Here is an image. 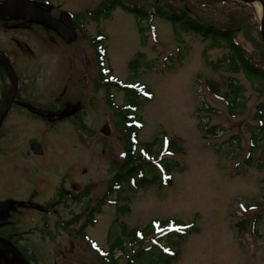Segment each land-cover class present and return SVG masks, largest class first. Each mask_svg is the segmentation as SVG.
I'll use <instances>...</instances> for the list:
<instances>
[{"label":"rangeland","instance_id":"obj_1","mask_svg":"<svg viewBox=\"0 0 264 264\" xmlns=\"http://www.w3.org/2000/svg\"><path fill=\"white\" fill-rule=\"evenodd\" d=\"M107 1L49 0L50 12L85 15L75 20L64 15L75 36H54L52 50L47 55H37L33 69L37 79L69 76L67 83L63 80L62 85L51 90L61 91L63 85H68L64 98L68 97L66 100L73 105L83 104L85 129L77 131L69 119L46 130L40 117L16 127L18 130L5 129L0 144L4 142L9 147L5 155L0 154V197L12 192V187L29 186L37 176L36 171L24 172V153L18 152V157L12 150L29 138L42 144L44 154L36 160L46 162L31 170H39L49 187L66 174L68 180L78 181V186L87 190L85 194L89 196L83 199L86 205L95 203L110 188L127 148L121 132L123 122L115 106L121 107L127 99L122 90L111 85V106L108 92L98 84L100 66L93 38L100 33L105 39L104 67L110 68L104 77L113 75L128 85L143 84L152 94L149 100L138 96L137 109L131 111L143 123L137 133L141 145L136 147V153L143 143L150 142L152 155L156 156L164 149L162 141L160 145L162 137L175 140L182 151L161 154L176 162L170 170V184L155 182L136 188L123 182L121 188L108 193L107 198L118 204L101 205L100 212L94 214L95 222L85 228L86 236L106 250L121 240L118 238L123 224L139 229L148 227L153 219L165 222L172 218L193 227L187 228L181 239L164 236L155 243L144 239L133 244V252L146 250L145 256L152 254L147 264H160L156 255L161 250L159 245L176 253L172 264H264V137L255 129L259 125L256 107L264 102V84L238 63L234 68L225 64L224 59L232 52L223 38L174 26L158 15L150 19L137 17L119 6L107 18L99 13L93 17ZM121 1L142 9L157 5L167 13H182L199 24L230 30L245 59L264 69L261 13L253 4ZM90 11L91 18L87 16ZM230 83L240 94L232 106L226 98L232 89ZM14 118L9 122L17 125ZM104 125L108 126V134L100 131ZM255 134L256 146L248 159ZM124 205L128 206L127 212L116 211L117 206ZM81 244L69 254L52 242L35 244L38 264H105L87 239ZM124 260L120 258L119 262Z\"/></svg>","mask_w":264,"mask_h":264},{"label":"flooded vegetation","instance_id":"obj_2","mask_svg":"<svg viewBox=\"0 0 264 264\" xmlns=\"http://www.w3.org/2000/svg\"><path fill=\"white\" fill-rule=\"evenodd\" d=\"M4 1L0 0V5ZM31 1L42 2V10L67 25L65 12L56 14L47 9L49 0ZM7 13L0 6V137L5 129H19L39 117L46 130L71 119L77 131L83 132V104L77 105L76 113L64 117L62 110L73 106V102L67 101L68 97L64 98L69 87L63 85L61 91L51 90L63 80L67 83L69 76L37 79L33 69L36 68V56L47 55L52 50L54 36L65 38L42 24L15 17L11 11ZM96 79L99 81V76ZM13 116L17 125L9 122ZM35 141L29 138L22 145L12 147L18 157V152L25 155L24 172L36 171L37 176L29 186L12 187V192L0 197V264H38V251L34 247L41 242L55 243L62 252L71 253L79 244L82 245L85 228L92 224L94 214L100 212V199L88 205L83 202L89 195L85 194L84 186H78V181L68 180L65 174L55 181L54 187H49L39 170H31L46 163L36 160V157L43 156L44 150L41 144L37 149L39 154L34 153L32 144ZM7 147L9 144L2 142L0 154L5 155ZM32 212L35 215L32 216ZM130 238L131 231L126 229L121 245L125 250L112 255V260L106 264H113L117 258L128 254L126 248ZM107 250L113 254L116 246Z\"/></svg>","mask_w":264,"mask_h":264},{"label":"trees","instance_id":"obj_3","mask_svg":"<svg viewBox=\"0 0 264 264\" xmlns=\"http://www.w3.org/2000/svg\"><path fill=\"white\" fill-rule=\"evenodd\" d=\"M217 1V0H215ZM121 7L124 11L135 14L137 17H148L149 19L152 18L155 15H158L162 18H165L166 20L170 21L174 26L177 24L180 25V27H184L185 29H191L194 31L201 32L203 36H212V37H220L226 40L229 43V47L231 49V55L228 56L226 59H224L225 64L229 66L230 68L236 65H240L243 70L246 71V73L255 79L259 80L261 83L264 84V69L260 66H257L255 64H251L248 60L245 59L243 56L242 50L239 48L238 45L234 44L232 41L233 36L231 35L232 32L230 30H224L216 26L215 24H199L198 22L188 18L187 16H184L182 13H167L165 12L160 6H147L146 8L137 7L131 4H126L122 2L121 0H108L104 6L99 9L98 13H100L101 16L109 17L110 11L114 9L115 7ZM102 13V14H101ZM104 38L98 39L97 42H93V46L96 49L95 54L97 55V60L99 62L100 69H104V57L106 55L105 47L103 46ZM99 46H101L99 48ZM98 49V50H97ZM141 57V55H138V58ZM132 63V61H131ZM130 63V64H131ZM234 68V67H233ZM103 77V74L101 75ZM230 96L226 95L227 101L229 102L230 106L233 105V103H236V101L239 98V93H236V88L233 86L232 83H230ZM125 91L126 99H127V105H124L122 109L117 108L116 111L119 116L122 118V128L121 132L122 135L125 137L127 141V153L124 161L119 166V171L115 175L112 184L117 183L119 184L120 181H124L127 185L132 183L135 187H145L151 183H160V177L159 172L157 171L156 165L162 164L163 168L166 172H170V170L174 169L176 166V162H174L172 159H169V157L165 158L164 160L160 159V155L158 153V156L151 157L152 154V143L146 142V151L148 154H138V152H135V143L137 142V127L132 124L134 120L140 121V118L133 113L130 118H128L129 106L137 107V98L139 95H141V89H145L143 87L141 88H129L125 87L123 88ZM109 103H112V98H109ZM255 118L259 121V125L255 127V129H258L261 134L263 133L264 137V102L261 104H258L256 107V114ZM214 129V128H213ZM212 129V130H213ZM211 130V131H212ZM210 130H206V132H211ZM254 133V131H253ZM252 145L249 149L247 158H250V155L253 151L252 148L256 146V134L252 137ZM168 149L171 152H181V147L177 144L175 140H170L168 143ZM169 159V160H168ZM170 183V180H168ZM127 208H125L126 210ZM161 225H167L168 220H165V222H162L164 220H159ZM175 225H180V222H176L175 220H172ZM242 226V222L239 223ZM193 227V226H191ZM244 228V225L241 227ZM125 232V231H124ZM141 232V235H140ZM153 229L149 225L147 228H143L141 230H138L136 228H133L131 230V239L133 241L138 240L139 242L141 240H144L146 236L152 235ZM169 237H175L178 239L182 238V234H176L168 232L165 234ZM141 243V242H140ZM119 247H121V241H119ZM157 263L160 264H172V262L176 259V253H173L171 255L164 254L161 250L157 251ZM140 256V251L138 252V255L133 256V261H136V264H147L150 262V257H153L152 254L149 256ZM148 257V261H142V259Z\"/></svg>","mask_w":264,"mask_h":264},{"label":"water","instance_id":"obj_4","mask_svg":"<svg viewBox=\"0 0 264 264\" xmlns=\"http://www.w3.org/2000/svg\"><path fill=\"white\" fill-rule=\"evenodd\" d=\"M231 1V0H224ZM235 1H243L247 4L253 3L254 1L258 2L261 5V34L264 41V5L262 0H235ZM1 8L5 13L11 11L15 17H23L29 22H36L45 25L53 30H55L58 34L62 35L66 39H71L75 36L74 31L72 29L64 26L62 23L51 18L46 12L42 11L40 7L41 3L31 1V0H6L1 3ZM8 14V13H7ZM76 111L75 108H65L62 111L63 115H71ZM101 131L105 134H108V126L104 125L101 128ZM39 146L38 143H33L32 147L37 148ZM39 153V152H37Z\"/></svg>","mask_w":264,"mask_h":264},{"label":"bare ground","instance_id":"obj_5","mask_svg":"<svg viewBox=\"0 0 264 264\" xmlns=\"http://www.w3.org/2000/svg\"><path fill=\"white\" fill-rule=\"evenodd\" d=\"M253 5L255 6L257 12H260V5L257 2H254Z\"/></svg>","mask_w":264,"mask_h":264}]
</instances>
